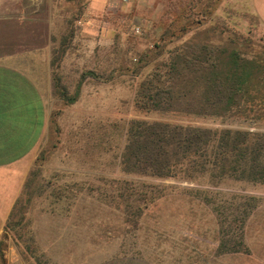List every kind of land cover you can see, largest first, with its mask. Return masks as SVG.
<instances>
[{
	"label": "rangeland",
	"instance_id": "obj_1",
	"mask_svg": "<svg viewBox=\"0 0 264 264\" xmlns=\"http://www.w3.org/2000/svg\"><path fill=\"white\" fill-rule=\"evenodd\" d=\"M220 5L0 0V55L52 49L50 141L11 215L0 264H264V183L204 187L125 174L119 165L133 119L264 132V117L197 118L136 105L140 82L186 41L229 45L254 56L252 41L238 32L239 14L225 8L223 15ZM95 91L98 110L73 108L71 98L91 100ZM122 180L145 181L161 192L154 191L157 199L147 207L127 205L117 196L133 190ZM133 186V197H144L148 187ZM251 203L256 207L240 229L235 218Z\"/></svg>",
	"mask_w": 264,
	"mask_h": 264
},
{
	"label": "trees",
	"instance_id": "obj_2",
	"mask_svg": "<svg viewBox=\"0 0 264 264\" xmlns=\"http://www.w3.org/2000/svg\"><path fill=\"white\" fill-rule=\"evenodd\" d=\"M169 54V60L159 62L140 82L135 100L139 109L197 118L264 117V56L249 57L240 50L190 41ZM119 165L125 174L173 178L204 187L229 180L264 183V132L133 119ZM122 181L125 189L133 190L117 196L127 205L142 202L147 207L161 192L145 181ZM136 183L148 187L144 197H133ZM255 207L256 203L246 204L248 209L236 216L240 229Z\"/></svg>",
	"mask_w": 264,
	"mask_h": 264
},
{
	"label": "crops",
	"instance_id": "obj_3",
	"mask_svg": "<svg viewBox=\"0 0 264 264\" xmlns=\"http://www.w3.org/2000/svg\"><path fill=\"white\" fill-rule=\"evenodd\" d=\"M220 6L223 15L225 8L239 14V34L253 42L250 48L254 55L264 56V0H221ZM214 46L243 50L229 45ZM51 54V46L44 45L0 55V254L11 215L33 172L42 167L40 156L50 141L47 94L52 85ZM89 96L91 100L77 98L72 102L73 108L85 110L88 105L90 110H98L99 92Z\"/></svg>",
	"mask_w": 264,
	"mask_h": 264
}]
</instances>
